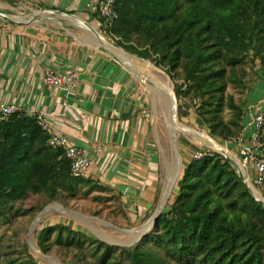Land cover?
<instances>
[{"label": "trees", "instance_id": "obj_1", "mask_svg": "<svg viewBox=\"0 0 264 264\" xmlns=\"http://www.w3.org/2000/svg\"><path fill=\"white\" fill-rule=\"evenodd\" d=\"M26 1L0 0L10 6ZM114 8L116 18L107 28L97 13L92 19L114 46L168 75L179 119L191 115L198 131L206 128L215 140L243 143L251 78L264 76V0H119ZM48 141L27 112L0 124V264H45L3 237L13 219L27 214L17 206L31 197L48 200L40 212L62 203L65 195L119 197L95 177H75L66 153ZM259 143L264 161V127ZM184 164L176 199L132 247L57 223L40 231V252L50 255L58 248L74 264H264V204L248 190L236 164L217 152L186 157Z\"/></svg>", "mask_w": 264, "mask_h": 264}, {"label": "crops", "instance_id": "obj_2", "mask_svg": "<svg viewBox=\"0 0 264 264\" xmlns=\"http://www.w3.org/2000/svg\"><path fill=\"white\" fill-rule=\"evenodd\" d=\"M100 1L29 0L20 8L1 3V9L8 12L20 11L17 17L6 16L22 23L0 21V106L17 104L27 113L43 112L54 128L88 150L94 166L92 177L112 175L121 187H128L135 182L136 171L141 172L139 163L153 158V149L150 142L146 150L140 147L141 140L145 141L140 137V124L134 123L133 109L123 103L126 74L119 72L120 63L101 54L94 40L86 38L85 32H91L86 23L72 20L75 24L63 27L58 15L67 14L51 9L82 15L99 30L86 6ZM92 34L98 41L95 34H100ZM50 68L73 69L80 74V85L71 93L47 85L44 75ZM231 148L238 150V145L231 144ZM155 164L143 163L147 167ZM249 175H254L252 166L244 176L251 182Z\"/></svg>", "mask_w": 264, "mask_h": 264}, {"label": "rangeland", "instance_id": "obj_3", "mask_svg": "<svg viewBox=\"0 0 264 264\" xmlns=\"http://www.w3.org/2000/svg\"><path fill=\"white\" fill-rule=\"evenodd\" d=\"M20 7H23V5H20L18 8ZM1 8L3 7L0 2ZM1 11L8 17H17L20 14V11H13V13L4 9H1ZM58 16H60L63 27L66 24H75L72 21L74 19L67 17V15ZM72 16L86 23L92 33H98L109 40L106 34L96 29L86 17L82 15ZM0 21L6 24L4 19L0 18ZM54 21H56L55 18ZM12 22L14 24L22 23L20 19H14ZM91 32H85V36L89 41L91 39L94 40L93 42L97 46L96 49L100 51V46L97 45L98 41H95ZM110 43L112 44V42ZM90 45L95 48L93 44ZM111 49L108 50L116 56V50ZM100 52L115 62L114 58L102 51ZM126 56L129 57V62L144 77H138L131 68H127L122 63L117 64L119 72L126 74L125 77L127 78L124 82L126 86H124L123 103L126 108L129 105L133 109L132 114L134 115L132 118L135 119L134 123L136 124V121H138L140 124V137L145 138V141L141 140L140 147L146 150L147 144L150 142V147L153 149V152L151 150L153 158L150 161L139 163L141 172L136 171L134 175L135 182L132 181L133 184L128 185V187L126 185H122L121 187L122 183L120 184L119 181L113 180L112 175H109L108 178L105 177V179L95 177L118 192V198L113 197L111 193L107 192H94L88 197L82 194H79L77 197L65 195L62 203L48 204L40 212V207L47 204L48 200L44 196H35L23 202L22 206H17V208H21L27 214L13 219L3 234L4 241L7 244L14 245L21 252L27 250L36 258L43 260L45 264L74 263L68 260L70 258L67 257L66 259L63 256V251H60L58 248H55L50 255H43L40 252L37 240L43 228L57 223H64L109 244L132 247L147 232L146 229L144 233L139 234L143 227L153 222L157 211L160 208H162V212L167 211L170 202L176 199L178 193L177 182L182 175V166L184 167L185 165L186 157L193 158L196 154L208 152H217L224 156L219 149V147H223L228 152L224 153L230 159L239 158L238 150L231 148L230 143L213 139L206 128L198 127L200 130L198 131L192 123L191 115L187 116L185 120H180L177 112L178 123L175 122V124L179 128L176 126L175 128L171 127L169 120L173 119L174 111H171L169 108V101L165 95L168 92L167 85L173 88L170 78L163 70L151 62L131 55ZM147 79H151L150 81L155 80L156 82L150 83ZM230 93L234 94L237 98L240 97L233 88L230 89ZM247 99L249 105L246 110V116L249 119L247 125V130H249L254 116L258 113H264V76L261 72H259V76L251 78V90ZM178 104L177 100V108ZM185 107L189 109L187 105ZM229 118L230 114L227 113L226 119ZM67 137L70 139L69 136ZM246 137L247 135L245 134L244 142L246 141ZM144 143L145 146L142 147ZM236 145L239 146L240 144ZM88 155L90 156L89 152ZM147 162H156V171L152 166L147 167L143 165V163ZM236 168L239 169V166ZM170 170L171 176L173 175L174 179L168 192L167 177ZM89 175L91 177L90 172ZM255 187L264 195L262 186L260 188ZM135 192H138V194L135 195ZM98 196H102L103 199H97L96 197ZM157 197H160V200L158 203H155ZM163 203L164 205H162Z\"/></svg>", "mask_w": 264, "mask_h": 264}, {"label": "built area", "instance_id": "obj_4", "mask_svg": "<svg viewBox=\"0 0 264 264\" xmlns=\"http://www.w3.org/2000/svg\"><path fill=\"white\" fill-rule=\"evenodd\" d=\"M117 1L119 0H101L98 3H88L86 7L92 14L97 13L99 19H104V25L107 28L116 18L114 7ZM44 82L53 88L65 89L68 93H71L80 85L81 77L78 72L70 68H50L44 75ZM20 111L22 109L17 104L0 106V124L7 123L13 114ZM27 114L37 118L39 126L48 134L49 147L66 153L71 163V172L75 177L89 175L92 167V159L88 155L86 148L72 143L66 135L57 131L45 118L43 112L31 111ZM263 127L264 113L262 112L254 116L249 130H247L246 141L238 146L239 158L233 160L236 166H239L238 172L242 177L246 176V171L249 167L252 166L254 168L253 177L251 175L248 177L250 178L251 184L259 188L264 183V161L259 143ZM203 155V153L197 154V157L201 158Z\"/></svg>", "mask_w": 264, "mask_h": 264}, {"label": "bare ground", "instance_id": "obj_5", "mask_svg": "<svg viewBox=\"0 0 264 264\" xmlns=\"http://www.w3.org/2000/svg\"><path fill=\"white\" fill-rule=\"evenodd\" d=\"M76 20L79 22V23H82V21L81 20H79V19H77L76 18ZM95 36L96 37H98L99 39H101L102 41H103V44H101V46H100V48H99V50H101V47H103L104 49H106V50H108V49H111V50H116L115 52V54H116V56H114L116 59H117V61L119 60L120 61V63H122L123 65H125V66H127V64H131L130 62H129V57L128 56H126V55H128L126 52H122V51H120L119 50V48L117 47V48H113V44H111L106 38H104L103 36H100V35H96L95 34ZM116 47V46H115ZM126 54V55H125ZM128 68V67H127ZM151 80V79H150ZM169 86V85H168ZM160 88V87H159ZM166 88H167V86H166ZM168 89V88H167ZM166 95V97L168 98V101H169V108L171 109V111H174L175 110V107H174V98H173V95H172V92H170V90L168 89V92H167V94H165ZM175 121H176V117H175V115H173V119H171V120H169V122H170V126L171 127H174L175 128V126H176V124H175ZM173 128V129H174ZM219 149L222 151V152H226V153H228L227 151H226V149L225 148H223V147H219ZM171 170L168 172V177H167V189H168V192H169V190H170V186H171V183H172V180L174 179L173 178V175L171 176ZM248 184L250 185V187L251 188H253L252 190H253V192L255 193V195L261 200V201H263L264 200V196H263V194L261 193V192H259L258 191V189H256V187L253 185V184H251V182H248ZM153 227V222L151 223V224H148L146 227H143V229H141L140 230V232H139V234H141L142 232L144 233V231L147 229V231H149L151 228ZM144 235V234H143Z\"/></svg>", "mask_w": 264, "mask_h": 264}, {"label": "water", "instance_id": "obj_6", "mask_svg": "<svg viewBox=\"0 0 264 264\" xmlns=\"http://www.w3.org/2000/svg\"><path fill=\"white\" fill-rule=\"evenodd\" d=\"M60 13H61V12H60ZM67 16L70 17V18H73L74 20H76V18L73 17L72 15L67 14ZM0 18H1V19H4L5 21L8 20L9 22L12 23V21L9 20L8 17H7L5 14H3L2 12H0ZM76 21H77V20H76ZM98 44H99L100 46H101V44H103V41H102L101 39H99V38H98ZM113 48H117V47L113 46ZM119 50H120V49H119ZM100 51L104 52L105 54H107V55H109L110 57H112V58H114L115 60H117V59L114 57V55H113L109 50H106V49H104L103 47H101V50H100ZM120 51L124 52L123 50H120ZM117 62L120 63L119 60H118ZM120 64H121V63H120ZM127 67H128V68H131V69L135 72V74H136L138 77H140V78L144 77V76L138 71V69L134 67V65H132V64H127ZM147 81L150 82V83H155V82H156L155 80L150 81V79H147ZM167 88L170 90V92H172V95H173V98H174L175 110H174L173 115L175 114V117H176V121H175V122L178 123V120H177V118H178V117H177L178 108H177V106H176L177 98H176V95H175V93H174L173 88H172L171 86H168V85H167ZM176 127H177V126H176ZM177 128H179V127H177ZM222 153L224 154V156H225L226 158H228L229 160L232 161V158L230 159V158H229L224 152H222ZM182 168H183V166H182ZM181 170H182V169H181ZM181 172H182V171H181ZM241 177H242V176H241ZM242 179H243L244 183L246 184L248 190L254 195V197H255L258 201L264 203V200L261 201V200L255 195V193L253 192L252 188H251L250 185L248 184V182H249L248 179L246 180L245 177H242ZM162 205H164V203H163ZM161 213H162V208H160V209L157 211V213H156V215H155V217H154L153 223L156 221L157 217H159V215H160ZM147 232H148V231H147ZM147 232H146V233H147ZM146 233H145V234H146ZM145 234H144V235H145ZM144 235H143V236H144ZM143 236H142V237H143Z\"/></svg>", "mask_w": 264, "mask_h": 264}]
</instances>
